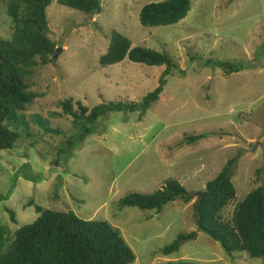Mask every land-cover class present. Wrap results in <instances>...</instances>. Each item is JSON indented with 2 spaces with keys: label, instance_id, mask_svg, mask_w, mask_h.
<instances>
[{
  "label": "rangeland",
  "instance_id": "rangeland-1",
  "mask_svg": "<svg viewBox=\"0 0 264 264\" xmlns=\"http://www.w3.org/2000/svg\"><path fill=\"white\" fill-rule=\"evenodd\" d=\"M163 1L101 0L102 12L94 16L52 1L49 38L62 52L53 64L35 67L31 91L40 97L25 114L33 133L53 147L63 135L45 134L39 123L49 130L65 129L68 120L52 104L63 96L95 107L115 99L139 101L158 86L165 67L128 60L106 69L98 66L112 30L133 47L168 55L175 68L143 121H137V113L124 112L99 119L68 163L62 160L57 167L53 147L43 142L33 146L23 137L14 149L0 151V236L13 239L15 231L37 219L34 206L28 205L34 201L44 209L108 222L134 252L133 264H263L246 253L227 254L199 230L193 215L199 194L230 159L236 158L237 193L224 211L226 218L236 202L264 186V0H191V11L178 24L142 26L141 9ZM12 34L0 1V37ZM214 62L244 69L227 76ZM13 125L19 129L15 121ZM197 135L206 137L186 142ZM170 179L189 192L190 203L178 200L160 212L120 207L127 195L153 194ZM8 209L15 212L16 224ZM192 233L195 239L182 242L178 252L161 254L180 235ZM7 245L0 243V253Z\"/></svg>",
  "mask_w": 264,
  "mask_h": 264
},
{
  "label": "trees",
  "instance_id": "trees-1",
  "mask_svg": "<svg viewBox=\"0 0 264 264\" xmlns=\"http://www.w3.org/2000/svg\"><path fill=\"white\" fill-rule=\"evenodd\" d=\"M4 12L11 19L13 34L10 39L0 37V151L12 150L20 137L29 139L31 145L45 142L32 131L26 120L25 110L40 97L31 91L35 67L56 62L57 44L49 38L47 9L53 0H0ZM230 3L236 0H229ZM60 6L94 16L102 12L101 0H57ZM191 11V0H165L145 5L139 15L144 27H166L184 20ZM125 60L148 67H165L158 86L139 101L128 98L115 99L95 107L85 105L72 96H63L57 104L61 118L68 120L62 131L49 130L39 123V131L45 134L63 135L53 147V161L59 167L62 160L68 163L74 152L94 132L99 119L110 113H137V121L144 120L148 110L156 103L167 85V77L175 68L172 59L161 52L133 47L132 42L111 31L107 51L99 58L102 69L115 67ZM227 76L244 68L231 62H214ZM116 71V70H115ZM103 95L101 94L100 97ZM52 106V105H51ZM21 116V117H19ZM19 124L16 130L13 122ZM50 136V135H49ZM205 135L190 136L191 144ZM41 151V150H40ZM236 158L230 159L222 171L205 187V196L194 204L193 219L199 230L220 244L229 255L246 253L251 259H262L264 264V186L253 189L242 201L236 202L228 218L225 209L236 199L233 183ZM261 171H258V175ZM191 202L189 192L175 179L153 194L131 193L120 200V207H136L144 211H162L175 201ZM37 219L14 233L9 239L4 234L0 243L7 241L0 253V264H133L135 254L120 232L108 222L83 220L73 212L44 209L34 201ZM16 224L15 212L7 210ZM0 230V233L3 232ZM195 233L182 234L160 252L170 255L178 252L182 242L195 239ZM169 264H199L190 261H173Z\"/></svg>",
  "mask_w": 264,
  "mask_h": 264
},
{
  "label": "water",
  "instance_id": "water-1",
  "mask_svg": "<svg viewBox=\"0 0 264 264\" xmlns=\"http://www.w3.org/2000/svg\"><path fill=\"white\" fill-rule=\"evenodd\" d=\"M62 52V49L61 48H58L56 51H55V54H54V60H56L59 56V54ZM205 196V193H201L199 194V199H202L203 197Z\"/></svg>",
  "mask_w": 264,
  "mask_h": 264
}]
</instances>
